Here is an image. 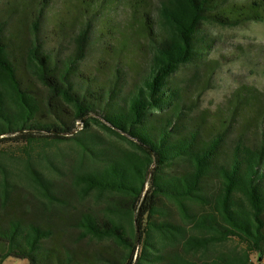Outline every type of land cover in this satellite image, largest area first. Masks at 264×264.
<instances>
[{"label":"trees","instance_id":"obj_1","mask_svg":"<svg viewBox=\"0 0 264 264\" xmlns=\"http://www.w3.org/2000/svg\"><path fill=\"white\" fill-rule=\"evenodd\" d=\"M35 1L19 2L29 41L0 11V136L59 138L83 122L70 139L90 167L73 194L95 207L71 217L78 236L59 238L63 222L39 206L30 219L12 214L10 194L23 181L46 203L65 202L29 164L20 182L0 168V264H243L209 253L232 237L264 255V68L249 63L254 78L218 105L199 100L222 66L264 56L224 48L202 26L264 22V0ZM187 67L203 76L179 79ZM93 127L127 144L106 147Z\"/></svg>","mask_w":264,"mask_h":264},{"label":"rangeland","instance_id":"obj_2","mask_svg":"<svg viewBox=\"0 0 264 264\" xmlns=\"http://www.w3.org/2000/svg\"><path fill=\"white\" fill-rule=\"evenodd\" d=\"M23 1L25 2V0H0V11H4L9 15L8 18H10L12 23L8 25L10 27L16 25L24 36V39L29 41L31 16H27L25 20L19 17V14L22 13L19 9V2ZM26 1H28V5H33L31 0ZM162 1L163 0H152L155 7L159 6ZM34 3H36L35 0ZM27 10L31 13L34 12L33 8H27ZM202 31L218 41L224 48L249 44L255 49H259L260 47L264 49V22H249L232 28L204 24L202 26ZM95 60L96 52L92 49L86 55L84 63L89 65ZM249 63L264 68V56L261 54L259 56L252 55L247 62H236L222 66L213 77V88L207 90L199 99L200 107L218 105L228 96V93L236 87V82L238 80L253 79L254 76L252 74L256 69L252 71V66ZM258 73V77L264 79V69ZM177 76L179 79L188 80L199 76L202 77L203 75L200 70H195L193 73L192 68L187 67L183 72H179ZM200 80H202V78ZM83 124V122H76L74 124V129H72L70 133L56 134L60 136L59 138L50 136L46 131H40L39 133L42 134L38 135L33 133V130H24L22 132L0 136V168L4 169L6 172H11L12 175L10 177L12 180L16 179V181L20 182L16 175L22 176L26 165L29 164L33 170L37 171V173L47 181V186L53 191L54 197L65 202L62 208L59 207L57 203H63H59V201L56 202L57 200L53 201L52 204H48L28 182L21 181L15 184L16 186H14L11 191L9 210L12 214H21L25 219H30L34 214V207L39 206L42 208L41 216L44 218L49 217L54 225L63 222L64 226L67 227L65 228L64 234L58 236L59 238L62 236L68 238L69 235H71L69 239L65 238L64 240H70L74 235L79 234L76 229L68 227L70 219L74 216L75 212L87 207H95V205L90 202L91 198H88L86 194H84L85 197L81 195L78 198H76L77 195L74 196L73 194L76 175L87 172L90 167L87 156L82 151L78 150L70 139L71 136L76 135L79 129L84 127ZM70 125L71 123H69V126ZM93 130L104 139L106 147L110 142L114 144L113 142L116 140L125 145L127 144L123 140L109 135L99 127H93ZM101 133L105 134V136ZM30 139H37L40 141L30 144ZM77 240L81 241V239ZM82 242H86V240H82ZM100 243V245H107L104 241ZM202 252H196L195 256L197 258L207 257L206 255H202ZM209 253L229 254L237 261L242 258L244 261L243 264H264V255L257 252H249L246 245L237 237H232L223 243L212 246ZM18 260L6 259L2 264H29L27 260Z\"/></svg>","mask_w":264,"mask_h":264},{"label":"crops","instance_id":"obj_3","mask_svg":"<svg viewBox=\"0 0 264 264\" xmlns=\"http://www.w3.org/2000/svg\"><path fill=\"white\" fill-rule=\"evenodd\" d=\"M7 259H14V260H18V259H15V258H7ZM18 261H20V260H18Z\"/></svg>","mask_w":264,"mask_h":264}]
</instances>
